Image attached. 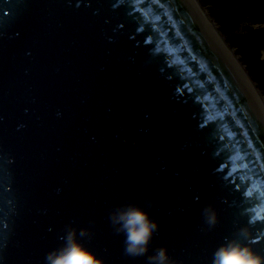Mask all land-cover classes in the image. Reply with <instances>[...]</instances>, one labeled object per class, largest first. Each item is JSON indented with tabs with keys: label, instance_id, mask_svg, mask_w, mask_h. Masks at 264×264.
I'll list each match as a JSON object with an SVG mask.
<instances>
[{
	"label": "water",
	"instance_id": "95a60500",
	"mask_svg": "<svg viewBox=\"0 0 264 264\" xmlns=\"http://www.w3.org/2000/svg\"><path fill=\"white\" fill-rule=\"evenodd\" d=\"M130 208L158 225L145 256ZM257 214L264 111L191 0H0V264L69 233L102 264L264 258Z\"/></svg>",
	"mask_w": 264,
	"mask_h": 264
},
{
	"label": "trees",
	"instance_id": "16d2710c",
	"mask_svg": "<svg viewBox=\"0 0 264 264\" xmlns=\"http://www.w3.org/2000/svg\"><path fill=\"white\" fill-rule=\"evenodd\" d=\"M264 97V0H196Z\"/></svg>",
	"mask_w": 264,
	"mask_h": 264
},
{
	"label": "clouds",
	"instance_id": "9594fccd",
	"mask_svg": "<svg viewBox=\"0 0 264 264\" xmlns=\"http://www.w3.org/2000/svg\"><path fill=\"white\" fill-rule=\"evenodd\" d=\"M207 211V210H206ZM125 231V254L132 257L145 256L153 232L158 225L151 221L146 212L138 208H130L119 216ZM264 220V215H255L250 223ZM210 223L215 222V216ZM84 235V232H81ZM65 239L64 247L49 252L46 256V264H102V261L80 245L74 233H69ZM167 250L159 248L156 254L148 256V264H167ZM212 264H264V258L256 255L251 249L240 245L236 241H228L213 253Z\"/></svg>",
	"mask_w": 264,
	"mask_h": 264
},
{
	"label": "bare ground",
	"instance_id": "6f19581e",
	"mask_svg": "<svg viewBox=\"0 0 264 264\" xmlns=\"http://www.w3.org/2000/svg\"><path fill=\"white\" fill-rule=\"evenodd\" d=\"M193 2V4L196 6L198 12L200 13V15L202 16V18L206 21V23L210 26L213 34L215 35V37L217 38V40L220 42V44L223 46V48L226 50V52L229 54V56L233 59V61L236 63V65L239 67L240 72L242 73V75L244 76V78L246 79L247 83L249 84L252 92L254 93L257 101L259 102L261 108L264 111V104H263V100H261L257 90L255 89L253 83L250 81V79L248 78L247 74L244 72L243 68L239 65V63L237 62V59L232 55L231 51H229V49L227 48V46L224 44L222 38L220 37V35L218 34V32L215 30V28L212 26V24L209 22V20L207 19L205 13L203 12V10L199 7V5L197 4L196 0H191Z\"/></svg>",
	"mask_w": 264,
	"mask_h": 264
},
{
	"label": "rangeland",
	"instance_id": "374dc122",
	"mask_svg": "<svg viewBox=\"0 0 264 264\" xmlns=\"http://www.w3.org/2000/svg\"><path fill=\"white\" fill-rule=\"evenodd\" d=\"M205 13V12H204ZM206 15V14H205ZM207 17V16H206ZM208 19V18H207ZM209 20V19H208ZM209 22H210V20H209ZM211 23V22H210ZM212 24V23H211ZM212 26L214 27V25L212 24ZM215 28V27H214ZM225 44V43H224ZM228 48V47H227ZM229 49V48H228ZM229 51H230V49H229ZM231 53H232V55L234 56V54H233V52L231 51ZM235 57V56H234ZM236 58V57H235ZM237 59V58H236ZM237 62L239 63V61L237 60ZM239 65H240V63H239ZM241 66V65H240ZM242 67V66H241ZM243 68V67H242ZM244 70V69H243ZM256 89V88H255ZM257 92H258V94H259V96H260V98H261V100H263L262 102H263V104H264V97L262 96V94H260V92L257 90Z\"/></svg>",
	"mask_w": 264,
	"mask_h": 264
}]
</instances>
